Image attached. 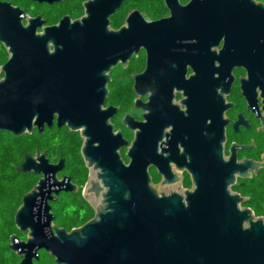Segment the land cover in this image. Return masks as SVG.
Here are the masks:
<instances>
[{"label":"water","instance_id":"95a60500","mask_svg":"<svg viewBox=\"0 0 264 264\" xmlns=\"http://www.w3.org/2000/svg\"><path fill=\"white\" fill-rule=\"evenodd\" d=\"M125 1L85 0L81 17L65 15L51 26H44L40 15L28 17L0 1V42L10 53L0 80V131L43 134L56 122L80 132L89 170L82 195L95 211L70 231L56 225L51 202L79 186L71 176L59 177L64 155L54 163L47 151L29 152L16 170L40 178L15 214L16 227L27 238L13 234L9 248L22 257L19 264H34L41 250L54 264H264V216L230 190L235 173L244 178L249 169L264 170V156L259 162L225 159L224 135L205 132L200 119L179 117L173 102L191 59L183 50L214 45L225 32L264 66V3L164 0L169 17L148 21L134 9L114 29L110 17ZM142 50L146 67L133 75V89L143 120L128 113L121 121L134 133L130 141L112 123L120 106L105 105L112 70L119 64L126 69ZM172 162L192 170L193 190L166 193L154 184L152 167L164 173L163 183L176 178Z\"/></svg>","mask_w":264,"mask_h":264},{"label":"flooded vegetation","instance_id":"af4514ba","mask_svg":"<svg viewBox=\"0 0 264 264\" xmlns=\"http://www.w3.org/2000/svg\"><path fill=\"white\" fill-rule=\"evenodd\" d=\"M0 1L10 2L13 6L20 7L25 11L28 17L42 16L46 21L44 26L57 24L65 15L70 16V14L67 13L61 14L56 21L49 23L47 18H45L40 12L33 15L26 8L14 4L9 0ZM162 1L167 9V13L157 19H151L142 13L148 21H155L170 16V11L166 6L165 1ZM180 1L182 4H187L190 0H187L186 2H184V0ZM256 1L260 2V0ZM37 3H39V5H44V3ZM21 17L24 18V15H21ZM125 21L120 27L125 24ZM23 22L25 25L27 24L26 20ZM120 27L114 29H119ZM40 31H42V29H40ZM191 43H193V41H187V45H190ZM183 53L185 55H190L191 59L185 62L186 79L177 83L183 85L175 87L174 90L175 98L173 102L180 113L179 117L200 119L202 122V128L205 132L215 133L217 135L223 134L225 139L222 146L225 159H229L234 155L237 163L245 160L253 162L261 161L264 156V66L258 67L253 61L251 51L249 49H244L237 41L235 35L226 32L221 35L219 41L214 45H206L203 48H185ZM141 56L143 57L141 68L136 73L142 72L146 67L147 54L145 50H142L139 56L134 57ZM9 58L10 53L8 52V49L0 42V80L5 77L2 66L9 60ZM128 67L125 69L122 64H119L113 70L123 69L124 71H127ZM136 73L131 75L132 80L133 75ZM191 78L198 79L194 80ZM110 94L105 107L110 105L120 106L118 113L112 119V123L114 124V120L116 119H120L121 123L125 115L131 113L123 111L120 104L109 102ZM136 98L137 95L134 92L132 106L134 113L138 116L136 117L134 114L131 115L136 120H143L144 110L134 106ZM141 100L146 102L148 96H141ZM54 127L57 129H68L66 126L58 128L56 122L52 128ZM123 128L127 129L123 125L122 128L118 129L123 130ZM68 130L71 131L70 129ZM173 130V125L166 128V131L169 133ZM72 132L80 134L78 131ZM132 134L134 136L133 132ZM169 138H171V135H169ZM132 139L129 140L132 141ZM163 147L167 149L170 146L169 144L164 143ZM180 148L183 149L181 145ZM123 152L126 153V149L122 151V153ZM171 169L176 175V178L170 183H163L165 179L164 173L160 174V169L158 167H152L150 172L154 184L166 193H183L186 190L194 189L195 185L192 170H189L186 167L180 169L173 162L171 163ZM262 170L263 169H260L259 172L256 173L255 170L249 169L248 173L250 176L244 178L239 176V173H235L236 181L230 186L231 192L240 194L245 198V201H247L250 198V196L246 194L247 186L255 177L260 175ZM63 171L64 169L59 172L60 178L65 175Z\"/></svg>","mask_w":264,"mask_h":264},{"label":"trees","instance_id":"16d2710c","mask_svg":"<svg viewBox=\"0 0 264 264\" xmlns=\"http://www.w3.org/2000/svg\"><path fill=\"white\" fill-rule=\"evenodd\" d=\"M26 8L31 14L42 13L48 22H54L61 14H70L72 18H78L84 14L83 2L85 0H69L53 5H39L32 0H9ZM187 0H184L186 2ZM264 2V0H260ZM139 9L145 16L157 19L167 13L162 0H126L122 8L111 15L113 28L120 27L131 10ZM143 57H133L127 71L116 69L111 72L109 85V102L120 104L123 111L130 112L136 117L132 106L134 92L131 75L141 68ZM116 129L122 128L120 119L114 120ZM124 136L133 138L131 131L123 128ZM83 140L81 135L69 131L67 128H46L43 134L35 130L33 134L15 136L8 132L0 131V264H19V257L10 248V237L16 234L20 239H26L27 234H22L15 224V214L22 204L25 193L30 191L38 182L40 175L24 173L16 170L24 161L27 153L36 154L37 149L47 151V157L51 162H57L62 155L65 156L66 165L63 173L71 176L73 182L79 186L78 192H61L58 202H51L52 211L55 214V223L68 231L82 226L93 218L95 211L82 195L89 170L81 153ZM126 162L129 161L126 153H122ZM246 194L250 198L244 202L250 207L256 216H264V170L255 177L247 186ZM39 260L34 264H54L55 259L47 252H39Z\"/></svg>","mask_w":264,"mask_h":264},{"label":"rangeland","instance_id":"374dc122","mask_svg":"<svg viewBox=\"0 0 264 264\" xmlns=\"http://www.w3.org/2000/svg\"><path fill=\"white\" fill-rule=\"evenodd\" d=\"M243 206H245V205H243Z\"/></svg>","mask_w":264,"mask_h":264}]
</instances>
